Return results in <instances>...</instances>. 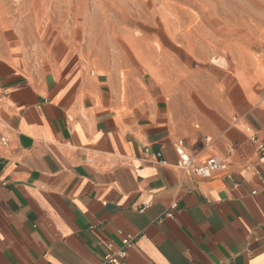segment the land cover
Instances as JSON below:
<instances>
[{
  "label": "crops",
  "instance_id": "1",
  "mask_svg": "<svg viewBox=\"0 0 264 264\" xmlns=\"http://www.w3.org/2000/svg\"><path fill=\"white\" fill-rule=\"evenodd\" d=\"M11 26L0 24V264H102L122 233L137 238L125 264H264V86L189 53L139 58L143 79L123 84L72 52L39 63ZM179 145L226 167L189 174Z\"/></svg>",
  "mask_w": 264,
  "mask_h": 264
},
{
  "label": "rangeland",
  "instance_id": "2",
  "mask_svg": "<svg viewBox=\"0 0 264 264\" xmlns=\"http://www.w3.org/2000/svg\"><path fill=\"white\" fill-rule=\"evenodd\" d=\"M44 64L66 53L125 84L150 63L189 54L264 86V0H0V24ZM150 71L151 68H148Z\"/></svg>",
  "mask_w": 264,
  "mask_h": 264
},
{
  "label": "built area",
  "instance_id": "3",
  "mask_svg": "<svg viewBox=\"0 0 264 264\" xmlns=\"http://www.w3.org/2000/svg\"><path fill=\"white\" fill-rule=\"evenodd\" d=\"M176 149L180 158L179 167L189 174L191 173L207 178L211 177L215 172L224 170L226 167L225 163L216 158L209 159L206 164H199L194 158L184 153L181 145L177 146ZM261 150H264V146H261ZM176 206L177 205L174 204L172 209ZM136 240L137 238L134 236L122 233V248L113 254H106L103 258L102 264H125L128 250Z\"/></svg>",
  "mask_w": 264,
  "mask_h": 264
}]
</instances>
